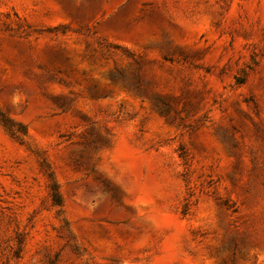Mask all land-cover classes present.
<instances>
[{
	"label": "rangeland",
	"instance_id": "obj_1",
	"mask_svg": "<svg viewBox=\"0 0 264 264\" xmlns=\"http://www.w3.org/2000/svg\"><path fill=\"white\" fill-rule=\"evenodd\" d=\"M0 264H264V0H0Z\"/></svg>",
	"mask_w": 264,
	"mask_h": 264
},
{
	"label": "bare ground",
	"instance_id": "obj_2",
	"mask_svg": "<svg viewBox=\"0 0 264 264\" xmlns=\"http://www.w3.org/2000/svg\"><path fill=\"white\" fill-rule=\"evenodd\" d=\"M129 200H130V196L127 197V201H129ZM140 221H141V222H144L143 219H141Z\"/></svg>",
	"mask_w": 264,
	"mask_h": 264
},
{
	"label": "trees",
	"instance_id": "obj_3",
	"mask_svg": "<svg viewBox=\"0 0 264 264\" xmlns=\"http://www.w3.org/2000/svg\"><path fill=\"white\" fill-rule=\"evenodd\" d=\"M58 195V194H57ZM60 200H57V203H59Z\"/></svg>",
	"mask_w": 264,
	"mask_h": 264
}]
</instances>
